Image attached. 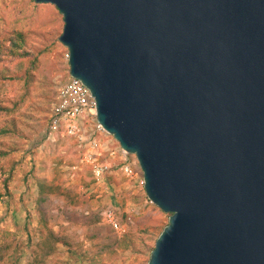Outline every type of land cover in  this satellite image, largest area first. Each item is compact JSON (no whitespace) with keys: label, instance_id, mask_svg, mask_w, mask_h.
Wrapping results in <instances>:
<instances>
[{"label":"water","instance_id":"water-1","mask_svg":"<svg viewBox=\"0 0 264 264\" xmlns=\"http://www.w3.org/2000/svg\"><path fill=\"white\" fill-rule=\"evenodd\" d=\"M171 214L149 264H264V0H34Z\"/></svg>","mask_w":264,"mask_h":264},{"label":"rangeland","instance_id":"rangeland-1","mask_svg":"<svg viewBox=\"0 0 264 264\" xmlns=\"http://www.w3.org/2000/svg\"><path fill=\"white\" fill-rule=\"evenodd\" d=\"M64 27L53 4L0 0V104L7 108L0 114V241L9 245L0 264H149L171 214L126 175L120 143L102 137L98 163L112 168L98 180L88 149L49 136L58 89L70 75ZM12 39L24 56L15 55ZM110 209L124 231L107 220Z\"/></svg>","mask_w":264,"mask_h":264},{"label":"built area","instance_id":"built-area-1","mask_svg":"<svg viewBox=\"0 0 264 264\" xmlns=\"http://www.w3.org/2000/svg\"><path fill=\"white\" fill-rule=\"evenodd\" d=\"M67 58L70 61L69 52ZM105 134L111 135L99 122L96 97L82 80L70 74L68 80L58 89L49 125L50 138L65 136L74 139L81 149H88L91 153L87 159L93 164L96 178L102 180L112 168L107 164L98 163V157L102 156V137ZM114 154H117V151ZM118 154L126 175L138 177L140 184L145 187V178L141 176L142 169L138 158L134 162L131 161V157L136 155L127 153L122 147ZM106 218L118 231L125 230L122 229L114 210H108Z\"/></svg>","mask_w":264,"mask_h":264},{"label":"trees","instance_id":"trees-1","mask_svg":"<svg viewBox=\"0 0 264 264\" xmlns=\"http://www.w3.org/2000/svg\"><path fill=\"white\" fill-rule=\"evenodd\" d=\"M12 48L14 49L13 52L15 53L16 56H24V54L21 53L23 46L21 42H17V40L12 39ZM5 48L3 45L0 44V61L3 60V57L5 55ZM6 107H4L2 104H0V114H2L4 111H6ZM6 131H0V133H5ZM5 153L0 151V156H3ZM9 245H5V243H2V241H0V262L3 261L4 256H5V251L8 250ZM46 248L48 249V254H52L55 250V244L53 242H48L46 243ZM8 248V249H7Z\"/></svg>","mask_w":264,"mask_h":264}]
</instances>
